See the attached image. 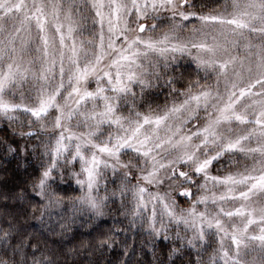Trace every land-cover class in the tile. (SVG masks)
<instances>
[{
  "label": "snow or ice",
  "instance_id": "1",
  "mask_svg": "<svg viewBox=\"0 0 264 264\" xmlns=\"http://www.w3.org/2000/svg\"><path fill=\"white\" fill-rule=\"evenodd\" d=\"M0 122V264H264V0H0Z\"/></svg>",
  "mask_w": 264,
  "mask_h": 264
},
{
  "label": "trees",
  "instance_id": "2",
  "mask_svg": "<svg viewBox=\"0 0 264 264\" xmlns=\"http://www.w3.org/2000/svg\"><path fill=\"white\" fill-rule=\"evenodd\" d=\"M206 3H208L209 7H217L218 5H222L223 1L222 0H206ZM208 9L206 8L205 11H207ZM183 64V63H182ZM188 65H185V67H187ZM164 92H166V89L164 91L160 92L159 98H158V103L163 104L165 102V95ZM3 131H7L6 129V125L3 122H0V134H2ZM8 167L10 169H17V161L16 160H11L10 163L8 164ZM29 171H31V169H29ZM109 175H111L109 173ZM25 174L23 173V169L22 167L18 170V176L17 179L18 180H23L24 179ZM75 189V191H74ZM57 195L60 196L61 198L64 199L66 204H69V197H75L77 195H79V189L76 186V184L74 183L73 180H70L67 176L65 177V182L63 184L60 185V189L57 192ZM180 206L181 207H186V202L184 200V198H180ZM110 211L107 212V214L105 215V217L101 218L100 221H97L96 223H99L101 229L107 230L108 227H110L113 223V217H116L120 220H123L122 216H118V214L116 213V211L114 210L113 206H109ZM59 209H57L58 211ZM55 218V217H54ZM125 224H127V221H124ZM28 230L32 231L33 228H38L39 224L38 222L34 221L31 217H29L28 222ZM88 228H79L78 231H76L75 234V239H73L71 241V243H69L67 245V248H74L77 251H80L82 248H86L89 245L90 242V237L88 236ZM129 237L130 240L132 238V234L129 233ZM62 239H66V237H61L59 234L53 235V234H49V240H56V241H60ZM141 238L137 237V243H139V240ZM159 254V250L158 253ZM167 255V249L164 250V256L166 258ZM149 260L152 259L151 256L148 257Z\"/></svg>",
  "mask_w": 264,
  "mask_h": 264
},
{
  "label": "rangeland",
  "instance_id": "3",
  "mask_svg": "<svg viewBox=\"0 0 264 264\" xmlns=\"http://www.w3.org/2000/svg\"><path fill=\"white\" fill-rule=\"evenodd\" d=\"M223 1V3H224V0H222ZM183 63V65H187V62H186V60H181V64ZM165 98V97H164ZM77 168H78V165H77ZM216 172V169L215 168H213V173H215ZM77 186V185H76ZM78 187V186H77ZM186 205V207H187V203L185 204Z\"/></svg>",
  "mask_w": 264,
  "mask_h": 264
}]
</instances>
